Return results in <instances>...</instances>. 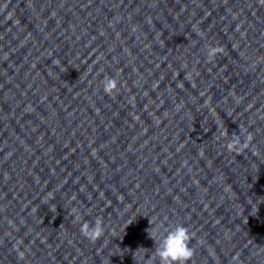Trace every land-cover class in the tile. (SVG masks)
Returning <instances> with one entry per match:
<instances>
[{
    "label": "water",
    "instance_id": "obj_1",
    "mask_svg": "<svg viewBox=\"0 0 264 264\" xmlns=\"http://www.w3.org/2000/svg\"><path fill=\"white\" fill-rule=\"evenodd\" d=\"M177 225L264 264V0H0V264H159Z\"/></svg>",
    "mask_w": 264,
    "mask_h": 264
},
{
    "label": "clouds",
    "instance_id": "obj_2",
    "mask_svg": "<svg viewBox=\"0 0 264 264\" xmlns=\"http://www.w3.org/2000/svg\"><path fill=\"white\" fill-rule=\"evenodd\" d=\"M223 51L220 47H210L208 51L209 59H213L217 53ZM103 92L106 95H112L118 92V82L114 78L105 77L102 81ZM250 139L241 143L240 136L234 133V139L231 140L227 147L231 150H243L248 147ZM79 220V217H77ZM131 224V223H130ZM104 227L100 218L96 219L93 227L87 222L81 224L80 232L87 239L95 241L104 234ZM155 240L156 236L150 237ZM192 239L187 227L177 225L175 228L168 230L161 238L160 244L156 248V256L159 264H188L193 257V249L189 247V241Z\"/></svg>",
    "mask_w": 264,
    "mask_h": 264
}]
</instances>
